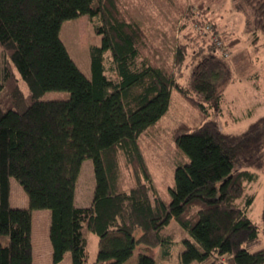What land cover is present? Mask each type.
I'll return each mask as SVG.
<instances>
[{"label": "trees", "instance_id": "obj_1", "mask_svg": "<svg viewBox=\"0 0 264 264\" xmlns=\"http://www.w3.org/2000/svg\"><path fill=\"white\" fill-rule=\"evenodd\" d=\"M70 2L84 9L51 15V0H0V264H33V211L43 209L51 211L55 264L67 254L72 264H124L140 243L161 246L168 258L178 245L168 231L173 222L186 233L183 264H264L260 226L249 215L255 196L248 191L264 165V116L240 136L210 118L211 110H221L223 94L213 79L223 63L210 33L198 27L209 24L228 51L238 39L224 42L206 1L194 0L182 10L181 28H192L174 62L157 65L148 31L122 0ZM233 6L247 13L248 28L264 32V0H233ZM85 12L98 39L90 47L91 77L60 36L65 19ZM187 65L192 72L183 83ZM51 90L70 97L40 99ZM173 92L201 122L173 129L184 159L162 197L139 139L167 113ZM87 158L96 187L91 204L82 206L76 192ZM121 161L135 179L128 189L121 187ZM12 177L27 193L28 207L11 205ZM90 233L98 236L94 261ZM138 264L156 262L141 254Z\"/></svg>", "mask_w": 264, "mask_h": 264}, {"label": "rangeland", "instance_id": "obj_2", "mask_svg": "<svg viewBox=\"0 0 264 264\" xmlns=\"http://www.w3.org/2000/svg\"><path fill=\"white\" fill-rule=\"evenodd\" d=\"M50 14L55 15L64 8H83L82 4L74 5L70 0H51ZM68 1V2H67ZM127 12L139 20L148 31L149 37L155 46V63L163 65L173 63L176 49L180 42L185 41L183 35L190 31V23L187 29L181 28L184 19L182 10L189 8L194 0H122ZM208 18L215 22L219 32L224 33V42L238 39L229 49V55L225 57L219 51L218 58L222 61V69L214 77V83L219 93L223 94L221 110H211V119L216 120L225 133L243 135L249 126L264 116V32H253L248 28L249 16L245 12L237 11L233 6V0H205ZM65 2V3H64ZM60 36L65 43L71 57L79 68L91 77L90 47L98 41L88 15L80 14L78 17L65 19L61 26ZM195 46H192L191 52ZM221 53V54H220ZM191 56H189L190 58ZM190 60V59H189ZM191 68H184L185 76L181 82H185L191 74ZM26 88L25 82H21ZM70 92L65 90H51L44 92L41 100L67 99ZM186 122L192 126L200 124L198 112L190 103L173 92L169 110L156 125L149 128L139 139V144L145 156L148 168L153 177V183L157 192L162 197H167V189L173 184L176 162L183 160V156L176 149L172 140V131L176 125ZM121 178V187L128 189L135 182L132 175L124 168ZM260 179L257 183L248 186V191L254 194L255 200L249 209L250 217L260 226L264 244V223L262 210L264 205V165L259 170ZM12 200L21 204L28 203L27 193L15 177L11 178ZM96 187L94 164L91 158L83 162L79 175L76 192V204H89ZM18 205V204H15ZM21 208V207H20ZM169 233L178 241L173 254L164 258L162 249L157 252V247L145 244H137L131 258L124 264H138L141 254H148L155 259L156 264H183L180 261L179 252L183 246L181 239L186 236L185 231L173 222ZM137 236L141 231H136ZM88 252L91 261L97 257L98 243L91 238ZM61 264H72L70 255L65 257ZM185 264V263H184ZM191 264H199L192 262Z\"/></svg>", "mask_w": 264, "mask_h": 264}, {"label": "crops", "instance_id": "obj_3", "mask_svg": "<svg viewBox=\"0 0 264 264\" xmlns=\"http://www.w3.org/2000/svg\"><path fill=\"white\" fill-rule=\"evenodd\" d=\"M12 183H11V205L13 207H28V203L20 204L12 200ZM92 202V201H91ZM85 204L82 206H89L91 204ZM50 225H51V211L48 209L35 210L33 211V230H32V242H33V264H55L53 261V245L50 238ZM138 235V234H137ZM138 237V236H137ZM94 238L98 243V236L96 234L90 233L89 242ZM161 246L157 247V252H159ZM67 254L66 257H68ZM63 262V261H62ZM60 262L59 264H61Z\"/></svg>", "mask_w": 264, "mask_h": 264}, {"label": "built area", "instance_id": "obj_4", "mask_svg": "<svg viewBox=\"0 0 264 264\" xmlns=\"http://www.w3.org/2000/svg\"><path fill=\"white\" fill-rule=\"evenodd\" d=\"M198 28L204 30V32L210 33L211 39L216 43V47L221 50V53L225 56L229 55V51L224 48L225 46H223V41L220 39L218 34L212 31V28L209 24L199 26Z\"/></svg>", "mask_w": 264, "mask_h": 264}]
</instances>
